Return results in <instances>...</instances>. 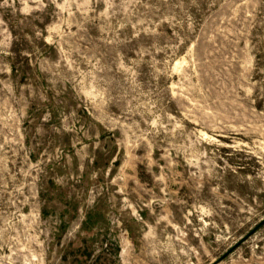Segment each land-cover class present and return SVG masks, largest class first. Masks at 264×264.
Instances as JSON below:
<instances>
[{"label": "rangeland", "instance_id": "obj_1", "mask_svg": "<svg viewBox=\"0 0 264 264\" xmlns=\"http://www.w3.org/2000/svg\"><path fill=\"white\" fill-rule=\"evenodd\" d=\"M0 264H264V0H0Z\"/></svg>", "mask_w": 264, "mask_h": 264}]
</instances>
